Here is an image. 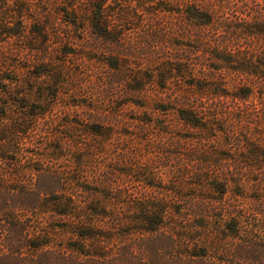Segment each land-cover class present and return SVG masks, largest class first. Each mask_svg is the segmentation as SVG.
Masks as SVG:
<instances>
[{
    "label": "trees",
    "instance_id": "16d2710c",
    "mask_svg": "<svg viewBox=\"0 0 264 264\" xmlns=\"http://www.w3.org/2000/svg\"><path fill=\"white\" fill-rule=\"evenodd\" d=\"M136 2L139 9L128 0H0V264H264V174L255 173L264 0ZM153 3L161 5L145 9ZM138 42L169 49L141 55L155 62L161 54L177 72L160 99L176 119L157 120L158 137L146 144L158 141L169 183L130 176L145 183L136 194L124 183L114 190L115 167L95 170L125 118L115 107L83 121L62 110L61 118L48 86L58 87L53 74L70 63L58 57L65 46L116 53L115 68H126ZM98 73L59 84L75 82L88 107L108 108L127 76ZM130 164L127 173L147 170Z\"/></svg>",
    "mask_w": 264,
    "mask_h": 264
},
{
    "label": "rangeland",
    "instance_id": "374dc122",
    "mask_svg": "<svg viewBox=\"0 0 264 264\" xmlns=\"http://www.w3.org/2000/svg\"><path fill=\"white\" fill-rule=\"evenodd\" d=\"M128 1H130L133 5H136L137 9H139L136 0ZM159 5H161V3H158V5L156 3H153L150 6L144 7L148 10H156L159 8ZM145 13L146 11L142 15L144 18ZM131 33V37L135 40V42H137L136 34H134V32ZM147 49H154V47L147 44V46H145L143 50L139 42L137 43V47L135 49L129 47L127 54H132V56L130 55L127 57V67L115 68L113 61H116V53H109L107 51L100 50L97 47L81 49V47L79 46H65L62 50V53L59 54L58 57L65 58L66 56H68V58L70 59V63L67 66H63V70L58 69L57 72L53 74L55 78L54 83H56V85L58 84V87L52 86L50 88V85L48 86L49 93H52L51 95L54 96L53 98L55 100L58 98L56 101H58V114L61 118L64 116L62 112L63 110L71 113L72 119H77L74 121H83L84 113L89 112L91 114H94L95 111H98L95 110V108L97 107H99L101 112L112 111L115 107L116 112H119L121 114V117L119 119L123 120V118H125V120L120 124V129L118 127L113 136L118 137L119 140L109 142V147L106 150V153L108 152L109 154L106 155V159H99L101 160V164L96 163L95 170L97 172H109L115 167V171H111L113 174L112 183H116L115 185H113L114 190L119 189V186L117 184L123 187L122 183H124V185H127V188L129 190L131 189L130 191H133L136 194L139 193L140 190L144 189L145 183H142L143 181H130V176H141L140 180H144L146 183H153L155 180L153 179L152 175L156 174L162 176L166 184L169 183L170 172L166 167L160 164L163 159H161L159 149L156 148V144L158 143V141L148 146H146V144L147 141H153L158 137V133L156 131L157 128H159L161 125H158L156 127L157 120L163 123L166 119L170 122H174L176 119V115L172 110H165L169 107H172L171 104H169L168 102L160 101V99H165L168 96L165 90L167 88H163L165 83L164 80L168 78L170 79L169 81L174 82L175 80H173V78L176 77L175 73L177 72V70L176 68L172 67V62L170 63L171 66H168L167 68L163 66L162 63L166 60H164L161 54L156 55L157 60L155 62L150 61V59L148 58L150 57L149 55H141L143 52L148 51ZM154 50H157V53L169 51V49L161 45L156 46ZM170 51H173V49ZM136 56H138V58ZM99 61L107 63H100ZM37 67L38 66L32 68L31 72H36L38 70ZM48 69L49 71L51 70L50 67ZM100 71L111 73V78L117 79V81H119L124 76H127V82H123L127 83V85L121 86V91L117 95L118 98L114 99V103L110 107L107 108L105 106L106 102L104 101H96L94 102L95 107L91 108L87 106L91 105V99H89V97L85 95H82L83 93L80 92V89L74 87V83L78 81V79L86 77H92L93 79H96L97 75L99 74L98 72ZM164 71H169L167 72V77L165 76ZM74 75L75 77L73 79L75 82L73 83V85L69 84L70 86L68 88L66 87V85L59 84V82H63L65 80L67 81L69 76ZM73 79L71 80L72 82ZM143 80L146 81V84L144 86L147 89V92H149L151 95H154L153 99L149 102L145 100L143 96H141V87L144 88V86H141ZM102 87L103 86H101L99 90L106 92L107 89ZM126 89L127 94L124 91ZM40 91L41 90L37 88L35 92L36 95L41 94ZM55 91H58V95L55 94ZM263 96L264 94H262L260 91H257L255 99V110L257 115H261V117L264 104L262 99ZM35 99L41 98L35 97ZM141 119L152 120L154 124L148 125L150 123L148 122V124L144 125L143 123H141ZM71 125H74L75 128L80 129L75 124ZM142 126H145L147 128L141 129ZM28 134L33 135V131H30ZM257 137L259 140V152L255 157V159H258L255 173L259 177H262V175L264 174V127L262 125L258 127ZM22 143L23 146H25L28 150L35 149L34 144L30 143L28 139L23 140ZM26 154L28 156H32V154L30 153ZM140 154L142 156H140ZM154 160L155 162H157V164L153 167L151 165V162ZM244 160L246 161L247 159ZM134 161H141V163L147 164V170L144 171V174L142 172L137 173L131 171L127 173V169H129L131 166L130 163ZM48 162L51 163L50 161ZM123 170L126 172H124ZM142 175H144L146 178L144 179V176ZM168 186L170 187V185Z\"/></svg>",
    "mask_w": 264,
    "mask_h": 264
}]
</instances>
